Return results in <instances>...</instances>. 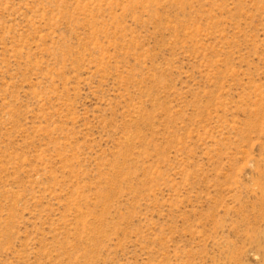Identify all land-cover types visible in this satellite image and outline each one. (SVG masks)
I'll return each instance as SVG.
<instances>
[{"label":"rangeland","instance_id":"1","mask_svg":"<svg viewBox=\"0 0 264 264\" xmlns=\"http://www.w3.org/2000/svg\"><path fill=\"white\" fill-rule=\"evenodd\" d=\"M0 264H264V0H0Z\"/></svg>","mask_w":264,"mask_h":264}]
</instances>
